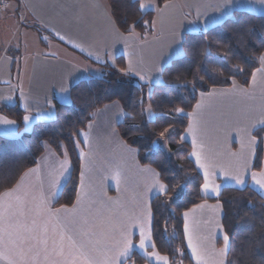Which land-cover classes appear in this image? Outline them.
Returning <instances> with one entry per match:
<instances>
[{
  "label": "crops",
  "instance_id": "crops-1",
  "mask_svg": "<svg viewBox=\"0 0 264 264\" xmlns=\"http://www.w3.org/2000/svg\"><path fill=\"white\" fill-rule=\"evenodd\" d=\"M137 1L142 14L153 12L154 17L143 34L124 35L117 30L106 0H6V10L0 14V109L17 104L29 117L27 124L23 117V127L30 132L36 123L52 121L54 103L67 105L70 88L100 77L105 64L115 65L120 58L124 72L139 83L158 85L162 70L182 56L186 34L218 26L237 11L264 16L261 0H173L161 7L155 0ZM258 61L247 87L234 83L201 93L187 115L182 141L190 146V160L203 184L207 173L209 186L218 187L217 192L201 187L205 200L216 199L223 187L246 186L264 199V189L253 180L255 176L264 181V125L260 123L264 121V63ZM123 116L120 104L113 102L97 110L81 133L79 183L72 206L54 207L71 165L65 153L58 156L46 144L36 165L0 194V214L11 213L14 225L30 228L32 235L47 240V244L34 240L36 251L24 257L16 248L0 246V264L8 260L81 264L76 253L70 255L67 240L61 245V233L85 244L98 264H122L134 251L149 263L148 255L155 253L146 252L153 247L150 203L162 195V183L154 169L138 163L136 150L121 140L116 128ZM0 118L10 120L2 114ZM258 129H263V161L256 172L254 133ZM0 137L18 139L16 124H0ZM238 176L244 184H236ZM185 213L183 234L191 264L198 260L225 264L228 241L221 205L206 201ZM141 232L143 249L138 247ZM127 238L135 247L126 258L120 253Z\"/></svg>",
  "mask_w": 264,
  "mask_h": 264
},
{
  "label": "trees",
  "instance_id": "trees-1",
  "mask_svg": "<svg viewBox=\"0 0 264 264\" xmlns=\"http://www.w3.org/2000/svg\"><path fill=\"white\" fill-rule=\"evenodd\" d=\"M155 1L161 7L173 0ZM106 2L117 30L124 35L132 31L143 34L154 17L153 12L142 14L137 0ZM34 30L43 35L41 29ZM262 55L264 16L237 11L218 26L186 34L182 56L162 70L158 85L139 83L124 72L119 58L115 65H103L100 77L74 84L70 102L54 103L55 118L36 123L30 132L24 131V112L17 104L1 108L0 114L16 124L20 137H0V194L36 165L46 144L58 156L65 153L71 165L70 177L54 207L72 206L79 183L81 133L97 110L118 102L124 114L116 128L121 140L136 150L138 163L154 169L167 188L166 194L153 197L150 203L153 247L146 252L167 257L170 264H191L184 242L183 214L207 201L222 207L221 224L229 238L225 264H264V199L249 186L223 187L216 199L202 198L203 179L190 160V146L182 141L187 115L198 96L234 83L247 87ZM147 108L153 115L151 120ZM177 109L182 111L178 114ZM254 135L253 170L258 172L263 161V129ZM146 263L145 257L134 251L122 264Z\"/></svg>",
  "mask_w": 264,
  "mask_h": 264
},
{
  "label": "snow or ice",
  "instance_id": "snow-or-ice-1",
  "mask_svg": "<svg viewBox=\"0 0 264 264\" xmlns=\"http://www.w3.org/2000/svg\"><path fill=\"white\" fill-rule=\"evenodd\" d=\"M261 3H264V0H261ZM144 7L145 5H141L142 10ZM60 39H63V37H60ZM260 60L262 63H264V56H261ZM141 79H143V77H141ZM181 111L182 110L177 109L178 114ZM24 120H25V123L27 124L29 121V117L25 116ZM260 123L264 125V121H261ZM0 124L6 125V126H9V125L14 126L13 121L3 119V118H0ZM165 131H167V129ZM11 134L15 135V132L13 131ZM252 142L256 143L255 139ZM69 170L70 169H66V171H69ZM234 179H235L236 184L238 185H242L245 183L244 179L239 176L234 177ZM253 180L255 181L256 184L259 185L261 189H264V181L256 180L255 176H253ZM202 190L205 192H208V191L217 192L218 191V187L209 186L207 182V173H205V183L202 186ZM159 191L161 194H166L167 192L166 186L163 184L159 185ZM185 216H187V213H185ZM143 236L144 234L143 232H141L142 238L138 246L140 249H143L145 247V241H144ZM59 239H60L61 245L64 243L65 240H67L70 246V255L73 252L76 253L77 257L81 259V264H98V262L90 255L89 250L86 247V245L83 244L82 242L74 240L72 236L65 237L63 233L60 234ZM228 239H229L228 236L225 235L224 240L227 242ZM34 240L37 241L38 243L47 244L46 239H41L39 236L32 235V229L25 227L23 228V230H21L18 226L14 225L12 223L11 213L0 214V246H4V247L11 246L13 248H16L18 249L20 256L24 257L26 252L36 251V249L33 247ZM53 243L55 244L56 241H53ZM134 247L135 246L132 244V241L130 238L125 239L124 248H123V251L120 253V255L127 258L132 252ZM189 247L191 248L192 245L189 244ZM2 255L3 253L0 252V256ZM154 255H155L156 260L162 261L163 264H168L166 257H161L156 254ZM221 255H223V250H221ZM193 256L194 257L196 256L195 250H193ZM8 264H17V262L14 260H8ZM21 264H25V262L22 261ZM72 264H75V260H73ZM105 264H107V261H105ZM197 264H201V262L198 260Z\"/></svg>",
  "mask_w": 264,
  "mask_h": 264
},
{
  "label": "rangeland",
  "instance_id": "rangeland-1",
  "mask_svg": "<svg viewBox=\"0 0 264 264\" xmlns=\"http://www.w3.org/2000/svg\"><path fill=\"white\" fill-rule=\"evenodd\" d=\"M146 113H147V118L151 120L152 117H153V115L151 114V112H150V110H149L148 108L146 109ZM150 114H151V115H150ZM154 254L159 255V254H157L156 252H155ZM154 254H152V255H148V257H147V259H148V261H149L148 264H163L162 261H158V260H156ZM159 256H161V255H159ZM161 257H164V256H161ZM166 258H167V257H166ZM167 261H168V264H170V261H169L168 258H167ZM177 264H181V263H177Z\"/></svg>",
  "mask_w": 264,
  "mask_h": 264
},
{
  "label": "built area",
  "instance_id": "built-area-1",
  "mask_svg": "<svg viewBox=\"0 0 264 264\" xmlns=\"http://www.w3.org/2000/svg\"><path fill=\"white\" fill-rule=\"evenodd\" d=\"M6 10V0H0V14Z\"/></svg>",
  "mask_w": 264,
  "mask_h": 264
}]
</instances>
